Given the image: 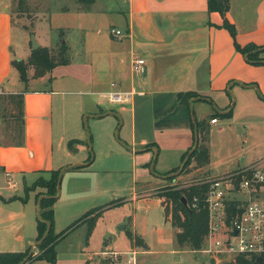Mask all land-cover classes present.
I'll use <instances>...</instances> for the list:
<instances>
[{
    "label": "crops",
    "instance_id": "obj_1",
    "mask_svg": "<svg viewBox=\"0 0 264 264\" xmlns=\"http://www.w3.org/2000/svg\"><path fill=\"white\" fill-rule=\"evenodd\" d=\"M13 1L0 0V97L24 95V124L14 118L8 123L0 115V212L7 214L9 207L7 216L14 223L10 227L12 240L30 244L31 252L38 245L39 202L45 192H31L24 202L25 189L51 171L60 170L64 176L73 170H91L94 158L92 138L86 132L88 118L116 119L112 130L119 127L115 137L120 135L134 178L137 180L138 171L149 170L157 174L153 186L180 171L184 158L192 155L197 124H205L209 130L221 123H212L216 114L226 117L232 113L226 118L234 124L264 126V64L255 65L236 50L233 37L222 27V16L209 11L207 0H117L122 6L112 10L97 6L100 2L94 0L91 8L50 14L36 28L39 41L41 36L49 39L53 27L66 31L63 37L71 30L80 38L70 47L68 65L58 66L44 77L33 76L27 84L12 66L14 60L30 57H24L28 52L23 36L20 51L14 49V34L21 31L11 11ZM230 3L227 19L237 30L238 44H254L264 52V0ZM110 16L116 17L111 20ZM112 28L120 30L122 37H112ZM136 58L146 61V74L134 72ZM113 93L131 95L127 102L117 103ZM187 94L192 97L180 100V95ZM209 152L210 163L198 169L209 178L200 183L222 177L210 176V148ZM76 154L78 160L73 162ZM242 168L245 166L223 176ZM136 185L139 192L150 187L141 180ZM158 194L154 197L162 201ZM60 198L61 194L57 200ZM133 200H141L137 192ZM29 209L37 219V234L31 226L30 237L25 224ZM132 225L129 234L140 237L145 251L151 252L135 221Z\"/></svg>",
    "mask_w": 264,
    "mask_h": 264
},
{
    "label": "rangeland",
    "instance_id": "obj_2",
    "mask_svg": "<svg viewBox=\"0 0 264 264\" xmlns=\"http://www.w3.org/2000/svg\"><path fill=\"white\" fill-rule=\"evenodd\" d=\"M98 1L100 3L97 6L104 7L106 10L122 6V2L119 3L117 0ZM90 2V0H14L11 11L16 27L23 34L19 31L14 34L15 52L20 51L23 36L25 39L24 48L28 52L24 57L27 58L29 54L31 57L33 52L31 34L35 30L37 39L36 28L38 25L40 26V23H45L50 14L63 13V10L76 11L77 9L91 8L94 2ZM115 17L110 16V19L114 20ZM49 30L51 31L49 39L41 36V40L37 39V42L41 47L47 44V48L54 55H58L62 43L65 42L69 47L68 57L71 61L70 47L74 46V39H79L80 36L71 33L70 30L63 37L66 31L63 32L54 27ZM30 57L23 60L27 62ZM34 75V69L31 66L28 67V79ZM7 98V95L0 97V115L2 118H6V122L9 123L15 110L13 111ZM208 114L210 120L211 114ZM86 116L87 114H85V118ZM215 116L221 123L218 126H211L208 130V146L212 153L211 164L208 168L210 176H223L233 169L239 168L240 165L246 167L249 164L264 161V126L248 128L234 124L226 117L217 114ZM17 122L20 121L17 120ZM116 122V119L111 117L99 120L87 119L86 132L92 138L94 163L88 172L73 170L62 178L61 198L53 207L55 233H64V238L56 247L58 264H117L112 259L103 257V252L108 255L116 252L123 253L126 254V257L127 253L134 250L138 251L137 264H225L211 259L202 251H193L189 246L179 247L176 242V234L180 230L173 228L166 221L165 208L170 205V201L166 198H162L161 201L154 197V193L158 194L159 189L197 184L209 177L201 173L195 164H192L185 173L180 174L178 171L168 177V179L176 177L172 182L166 178L160 180L157 186H153L155 183L153 176H157V174L150 173L149 170L138 171L136 180L131 171L132 163L129 155L121 147L120 135L115 137L116 133H119V127L115 132L112 130ZM19 127L18 123L16 134H19ZM56 153L57 156H60L59 152ZM77 155L72 157L73 162L78 160ZM80 155L82 156L81 153ZM85 155L88 156L89 153L85 151ZM71 160L69 161L71 162ZM44 177L49 178V176ZM140 180L150 187L139 192L136 182ZM37 190L44 191L43 189ZM136 192L137 199L141 200H133ZM40 195H37L38 199ZM82 196L85 197L82 199ZM144 196L149 197L142 199ZM15 206L25 208L21 204ZM29 208H32V205ZM8 211L9 207L6 208L7 214ZM30 211L29 209L25 220L29 237L31 226H33L34 234H37V219L35 214L31 217ZM88 211L92 212L83 221H80ZM7 214L0 212V253L27 251L30 244H19L12 240L13 234L10 232V227L14 223L9 222ZM95 216L97 217L96 226L92 234L88 236L90 224H93ZM134 221L138 226V233L144 236L152 248L151 252H146L143 247L138 245V242L129 238V233L133 232ZM33 252L34 257L39 254L37 248ZM126 258H130V256ZM127 259L121 260L118 264H129Z\"/></svg>",
    "mask_w": 264,
    "mask_h": 264
},
{
    "label": "trees",
    "instance_id": "obj_3",
    "mask_svg": "<svg viewBox=\"0 0 264 264\" xmlns=\"http://www.w3.org/2000/svg\"><path fill=\"white\" fill-rule=\"evenodd\" d=\"M87 1V0H86ZM92 3L94 0H90ZM208 9L211 13H219L224 23L223 28L229 31L235 41V47L238 52L248 57V60L255 65H263L264 58L260 48L254 44L242 47L238 44L237 30L233 24L227 19V14L230 11V0H207ZM68 45L62 43L58 55H54L48 48L40 47L33 51L31 57L27 62L24 60H14L12 66L18 71L22 82L27 84L29 79L27 77L28 67H32L35 71V78L44 77L50 73L54 68L62 65H68L70 60L68 57ZM180 100L190 99L192 95H180ZM9 103L13 106L12 118L19 120L21 125L24 124V95H12L8 98ZM16 113H18L16 117ZM232 113L226 115L231 117ZM19 122V123H20ZM197 143L195 149L186 163L183 172L195 164L197 169L203 168L210 163V152L208 148V128L205 124H197ZM184 158V163H185ZM178 171V170H177ZM175 171V172H177ZM49 178L40 176L33 185L26 187V196L22 201L27 202L31 192L37 189H43L45 193L44 198L40 201L39 219H38V238L37 249L39 254L34 257V252L31 249L26 253H0V264H23L28 261H45L49 264H58L56 247L64 238L63 234H56L54 230V204L56 203L60 194L59 180L62 177V171H51L48 173ZM176 177L169 178L170 182L174 181ZM209 190L208 183H197L188 186H171L159 190L157 195L159 198H166L170 201V205L165 208L166 220L171 223L173 228L180 231L176 234V242L179 247L189 246L193 251H201L205 245V238L209 232V211L206 207L205 196ZM183 199L187 201L184 205ZM197 202L194 203V200ZM195 204L196 207H193ZM92 212V211H91ZM91 212L87 213L80 221H83ZM96 216L93 218V224H90L88 236H90L94 229ZM78 221V222H80ZM131 240L139 243L140 247L146 248L140 237H133L129 234ZM236 264H264V257L261 261L257 259L247 260L239 258Z\"/></svg>",
    "mask_w": 264,
    "mask_h": 264
},
{
    "label": "built area",
    "instance_id": "obj_4",
    "mask_svg": "<svg viewBox=\"0 0 264 264\" xmlns=\"http://www.w3.org/2000/svg\"><path fill=\"white\" fill-rule=\"evenodd\" d=\"M110 35L121 38L122 32L110 29ZM133 70L139 75L147 72L146 61L136 58ZM131 93H113L117 103L129 100ZM212 123H217L213 120ZM205 196L209 211V232L201 250L211 259L225 264H236L239 258L259 260L264 257V162L242 168L226 176L210 180ZM197 199L194 200V203ZM193 207H196L195 204ZM112 253L102 256L115 263L128 260L137 264L138 252Z\"/></svg>",
    "mask_w": 264,
    "mask_h": 264
},
{
    "label": "water",
    "instance_id": "obj_5",
    "mask_svg": "<svg viewBox=\"0 0 264 264\" xmlns=\"http://www.w3.org/2000/svg\"><path fill=\"white\" fill-rule=\"evenodd\" d=\"M30 40H31V45H32V51H36V50H38L41 47L40 44L37 42L36 35H35V30L32 31ZM190 157H191V154L187 157L185 163L183 164L182 168L180 169V171H179L180 174L183 172V169H184L186 163L189 161ZM62 177H63V173H62ZM62 177L59 180V187L61 186V183H62ZM182 201H183L184 205H187V201L185 199H183ZM261 260L262 259L260 258L258 261H261ZM27 262H28V259H26L23 262V264H27Z\"/></svg>",
    "mask_w": 264,
    "mask_h": 264
}]
</instances>
